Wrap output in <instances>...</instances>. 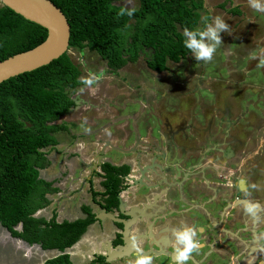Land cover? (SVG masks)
I'll list each match as a JSON object with an SVG mask.
<instances>
[{
  "label": "trees",
  "instance_id": "16d2710c",
  "mask_svg": "<svg viewBox=\"0 0 264 264\" xmlns=\"http://www.w3.org/2000/svg\"><path fill=\"white\" fill-rule=\"evenodd\" d=\"M69 27L68 50L95 53L110 71L134 63L142 51L150 53L145 65L166 71V61L177 63L189 52L183 46V29L197 28L203 0H137L132 17L119 16L120 0H48ZM127 25V27H125ZM46 31L0 5V61L40 44ZM80 70L67 53L47 65L0 83V227L13 238L61 254L43 264H71L64 252L93 223L88 208L84 219L57 223L34 214L49 202L54 191L38 177L46 164L42 150L56 144L55 135L66 131L54 124L73 106L68 92L82 84ZM104 209L116 205L118 175L125 169L102 165ZM92 200L96 196L89 191ZM20 225V231L16 228Z\"/></svg>",
  "mask_w": 264,
  "mask_h": 264
},
{
  "label": "flooded vegetation",
  "instance_id": "af4514ba",
  "mask_svg": "<svg viewBox=\"0 0 264 264\" xmlns=\"http://www.w3.org/2000/svg\"><path fill=\"white\" fill-rule=\"evenodd\" d=\"M225 0H219L214 4L212 7V10L217 13V15L221 16L226 23H228L229 27H231L230 32L227 33V35L221 33V37L223 40L229 38L231 39V34L237 32L238 30V21L240 14L236 15V13L239 11L242 14L245 12L244 6L238 3L234 4V1H230L229 4L224 3ZM235 5V6H233ZM245 7H247L245 5ZM243 9V10H242ZM236 10V11H234ZM206 16L211 21V14H206ZM235 19H238L237 22H234ZM237 26V27H236ZM192 54V53H190ZM137 61V59H136ZM135 61V62H136ZM180 63L178 61L175 64ZM132 64V63H128ZM127 65V63L125 64ZM124 65V66H125ZM106 66V65H105ZM123 66V67H124ZM177 66V65H176ZM107 68V67H106ZM122 68V67H121ZM121 68L110 71L108 68L107 70L109 72H112L111 74L118 73V70ZM145 68L149 71L145 65ZM167 70V67H166ZM154 72V71H151ZM164 72V71H163ZM156 74H160L157 72H154ZM199 75L196 76V78L193 80V82H196V87L198 84L200 85V76L203 74V71L199 67ZM115 76V75H114ZM120 75H118L117 78H119ZM242 77V75H241ZM122 80V83H126V80ZM236 82V81H234ZM123 83V84H124ZM125 87L122 88L120 92H113L114 98L119 97L117 100L118 103H122V107L118 106V103H114V101H111L109 98V103H105L100 108H91L88 107L89 105H85V107H81L80 104H82L79 96H76V92L73 93V95H70V99L73 101V106L70 107L68 113L66 115L61 116L59 119H62L63 122H67L68 125L74 126L72 130L77 128L79 125H81L83 120H87V127L90 129L89 132H83V133H72V130H69L66 128V131L64 132H58L57 134L64 133L65 136L69 137V146L72 145L73 140L77 138H85V142H83V149L84 150H92L94 161H92L89 164V170L87 172V175L89 178H94L95 176L100 177L102 180L100 182V186L102 188L101 194H99L100 199L92 200V202L96 206V212H94L93 217L98 214L101 210H105V212H108L112 214L115 217H121L118 214V204L119 200L125 204L124 210L126 211L128 207L130 206H139L141 204L140 199H138L139 194H143L144 191L142 187H131L130 182L127 181V178H133L137 179V176L131 177L130 173L135 170L134 166V154H129L126 151L131 150L134 148V145H136V152H139L141 150L137 143L139 144H147L148 147L143 148V150L151 151L153 149H160L167 152V157L169 159V162H171L172 167L176 170H171V172L167 175H164V178L167 180V183L159 186L158 190L156 192H159L161 194L160 200L157 201L159 206L166 207V211L163 212L165 216V222H154L152 224V238L151 240L155 241L157 246H159V249L155 246H149L150 238L145 239L143 242V245L140 246L143 248L145 252H151V255L154 257L153 264H171V253L173 251V236L172 232L174 229H177L173 227L172 224H176L179 227L184 225V222H189L192 219L195 220V218H201L203 220V223L198 227V238L201 240V242L204 244V247L200 251V255L194 254V260L196 262H200V260L204 259V262L202 264H218L215 260V258H221L223 261L222 264H264V251H261V248H264V240L258 241V234L264 233V174L263 176L257 174L258 171H256V168L254 166H251V162H253V159H250L248 157V161L246 158H243L239 161L237 168L241 172L237 178L234 181H230L224 176H230L232 177V174L226 173L227 171L223 169H219L216 165L218 162H221V158H216L214 155L215 153L222 157V155H228L230 152L229 150L232 149L234 146H239L240 150L249 142L248 138H244V140H240L241 138H233L230 133V128L235 127L236 125L229 124L227 112L226 110H222V118L223 120H220L217 118L215 120V129L222 132V136L216 137L218 140L213 143L209 142L211 141L210 135L205 136L206 146L203 145L197 149V143L199 142V137L197 134V131L194 126H190V124L186 127L188 134H185L180 131V129L176 128L177 124H173L172 121H175V116L178 113L179 109L177 108V102H175V105H172L169 107H164L163 110L154 111V108H150L147 113L143 116H141L140 113V103L141 100L137 101V105L139 106L138 110L135 109L132 112L128 114H120L119 109H124L125 106L128 104L133 105L135 103L132 99L133 96V90H135V87L132 85V89H130L128 84L124 85ZM86 88V87H85ZM88 89V88H86ZM130 89V90H129ZM114 91V90H113ZM104 98V97H103ZM113 98V97H112ZM116 107L115 108V114H111L110 110L105 109L106 107ZM105 107V108H104ZM98 109L101 111L105 109L104 115H100L98 113ZM91 111L93 110V114L85 116H81L83 113L81 111ZM254 110V109H252ZM107 112V113H106ZM262 112V111H261ZM259 112V113H261ZM255 113L254 111L249 112L247 115L243 116L246 121V123L250 122V115ZM264 116V112L262 113ZM74 116V117H72ZM88 116V117H87ZM174 117V119H173ZM242 117L241 113H238L236 118ZM58 119V120H59ZM61 121V123H62ZM102 121V122H101ZM140 122L141 129L143 130V136L138 135V126L137 122ZM191 122V119H190ZM60 123V124H61ZM252 123V122H251ZM251 123H248L250 125ZM181 125L184 123H180ZM64 125V124H62ZM212 125V124H211ZM65 126V125H64ZM94 126V127H92ZM152 127H156V133L158 138H155L152 136ZM112 129V130H110ZM140 129V128H139ZM240 131L244 130L243 127L238 128ZM109 130L110 132H114L115 136L118 137V140L121 141H130V144L126 148H121L118 145L112 144V141H105L104 138H102V133ZM249 131V130H248ZM249 133H252L249 131ZM127 134H130V140L128 139L129 136ZM140 134V133H139ZM245 133H242L244 135ZM101 135V138L99 136ZM188 135V136H187ZM128 137V138H127ZM66 138H64L65 140ZM101 139V140H100ZM64 140L62 142H57V139H55L56 144L52 147H47L49 149L53 147L56 148V154L51 153L50 155L45 153V150L47 148H44L42 152L44 153V158L46 161V164L44 167L40 170H43L46 168V166H51L50 169L55 168V175L56 180L55 182H46L49 183V187L52 190L58 189L60 185L58 183L63 179L66 174H68L70 171L73 170L72 162L76 161L77 164L80 163V167H84V164L82 165V162L79 160V153L78 149L80 148L79 143H75L73 147L66 148L64 146ZM177 140V141H174ZM193 141L195 146H191L193 148L192 153L193 157H191L190 163H192L191 167H193V173H190L186 171L187 169L184 168L183 165H185L184 161V153L185 148L182 146L183 143L189 144L190 141ZM64 141V142H63ZM174 141V142H173ZM179 143L180 145L177 146L176 143ZM100 145V147L97 148V146ZM138 147V148H137ZM190 147V146H188ZM195 147V148H194ZM102 149V150H101ZM106 150H117L119 151V154L125 156L126 159H122L123 164H121L118 167L112 166L106 161H104V156H107L105 154ZM190 149V148H188ZM171 156L170 157V152ZM206 151V152H205ZM210 155L211 161L204 164V162L200 161L202 157H208L205 154ZM128 153V154H126ZM101 154V159L99 162V166L97 168H93L92 165L97 162L98 155ZM169 154V155H168ZM214 154V155H212ZM127 156V157H126ZM152 155H148L150 158ZM147 157V156H146ZM124 158V157H123ZM252 160V161H251ZM120 162V161H119ZM224 166H228V162H223ZM108 164L109 166L115 167V168H123L125 169V173L118 175L119 184H118V192L116 193V205L114 207H111L109 209H104L102 206H104L108 200V195L104 193V187L102 186V182L104 181V173L102 172V165ZM127 165H130V168L127 167ZM142 165V164H141ZM240 166V167H239ZM184 168V170H183ZM246 174V175H244ZM249 174H257L260 179H258L257 175L255 178L250 179L251 184L256 183V188H251L249 181L245 180L246 176ZM130 176V177H129ZM170 176V178H169ZM258 179V182H257ZM152 180L145 182L146 185L152 184ZM55 183V186H53ZM154 184V183H153ZM186 186V188L189 190V198L186 200V197L183 195L182 188ZM66 192H68L70 189L69 187H64ZM137 189V190H136ZM90 191V187L88 189ZM50 192L49 194H53V192ZM88 191V192H89ZM250 192V196H246L247 192ZM73 192H76V190H73ZM163 193V195H162ZM49 194H46L48 196ZM90 194V193H89ZM183 200V203L179 202L180 200ZM175 202L174 204L167 205L166 202L168 201ZM179 200V201H178ZM246 201H250L253 203H257L259 205L257 209V215L255 217L250 216L248 213L244 210V204ZM178 212V214H177ZM162 214V215H163ZM170 214V215H168ZM193 215V217H191ZM127 220V219H126ZM107 221V235L106 239L103 240L98 244V248H100L101 244L103 242H108L110 244V251L115 247L122 243V226L120 224H116L114 222H111L110 220L104 219L102 221H98L94 218L93 223L99 224L101 227V231L104 230L102 228V222ZM92 224V223H91ZM189 226V224L187 223ZM137 226V227H136ZM135 227H132L129 236H132L135 234L136 230H144V226L142 225H136ZM176 226V227H177ZM166 235L164 233H159L161 231H167ZM17 231H20L17 230ZM201 231V232H200ZM164 236L166 237V242L162 243ZM230 241V243L228 242ZM230 244V247H232L231 254L228 252V255L232 256H219L223 252L222 246L224 244ZM213 244V245H212ZM28 245V244H27ZM35 244L28 245L30 247H33ZM93 246L92 250H89V252H86L80 263L78 260H76L75 264H104V260L102 256L104 255V251L101 250L98 253H95V248ZM103 249V248H102ZM216 252L218 254L212 255L211 252ZM38 252V251H37ZM50 252V251H48ZM47 252V253H48ZM167 254V256L164 254ZM93 258V259H92ZM7 259V258H6ZM5 259V260H6ZM50 259V258H48ZM46 259V260H48ZM135 259V257H130L129 259H124L120 264H128L130 260ZM44 260V261H46ZM10 263V259L7 260ZM43 261V262H44ZM220 261V260H219ZM4 262V260H3ZM43 262L41 264H43ZM215 262V263H214ZM111 264H118L112 262ZM191 264V261L189 262Z\"/></svg>",
  "mask_w": 264,
  "mask_h": 264
},
{
  "label": "crops",
  "instance_id": "0c3cea01",
  "mask_svg": "<svg viewBox=\"0 0 264 264\" xmlns=\"http://www.w3.org/2000/svg\"><path fill=\"white\" fill-rule=\"evenodd\" d=\"M230 1H232V0H225L224 3L229 4ZM233 1H234V4L239 2L238 4L243 5L244 6L243 8H245V12L242 14L241 12H239V11L237 12L236 10H234L237 12L236 15L240 14L241 16L238 18L239 19V21H238L239 22L238 23V32H235V37H232V38H233V40L236 39V40H239L240 43H242L243 52L246 53L247 56L256 55L258 57L259 53L261 51H264V13H258V12H255L253 9H251L248 6L247 0H233ZM204 5H205V0H203L201 10L206 9ZM245 5L247 7H245ZM211 11L212 10L209 11V8H208V11H205V12H207V14H211ZM215 14L217 15V13H215ZM238 19H235L234 22H237ZM199 21H200V19H199ZM222 33H224V32H222ZM237 36H239V38ZM240 51H241V49L237 50L235 54L241 56L242 54L240 53ZM229 55L232 56L231 54H229ZM190 56H191V54H188L185 58L188 59ZM252 59H253V57H252ZM257 59H253V61H256ZM168 63H170V61H166V64H165L167 67V70L164 72H161L160 74H156V73L151 72L145 68L146 74L144 76L148 75L146 77H151L150 81L155 82V84H156V82L165 83L163 87L158 88L157 86L150 85L149 81H147L148 79L145 78L143 75H141L142 77H139L138 79H136L134 76L133 77L129 76V77L124 78L126 80V83L123 82L124 83L123 85L128 84V86H130L129 87L130 89H132V85L137 86V87H135V90L132 89V91H133L132 92L133 93L132 99H134L133 101L135 102L133 104H136L137 101H139V99L140 100L142 99L141 103H140V108H139L141 116L145 115L150 108H154V111L155 110L158 111V110H163L164 107L171 106V102H170L171 97L174 96L173 92L171 91V89H172L171 85H176V86L178 85L177 87H179V88H177L178 89L177 94H181V96H175V98H173V100H176L174 102H178V101H181V102L184 101L185 103L188 101L191 102L192 99L194 100L193 95L187 96V95H190L191 93H193V94L196 93V94L200 95L201 93H203L204 90H206V92H208V91L212 92V96L214 97V101H216V104L215 105L213 104L212 106H210L211 108L209 109V111L207 110V106H209V105L207 104L206 106H204V104H203V103L207 102L206 97L203 98L200 96V97H198L197 100L194 101L195 104L191 103L192 106L200 108V114L202 117V121L200 123L195 119L194 115H192V111H190V113L183 112L185 115L183 117L181 116L182 114L179 113L178 115H176V117H175L176 119H175V121H172V123L175 125L177 124L176 128L180 129V131L185 133V134H188L189 132L187 131L186 127H184V126H186V125L188 126L191 123L190 126H194L196 131H197L198 136H200L199 142L196 144L197 149H199V147H201L202 145L204 147L206 146L207 140H205V136L207 135V133L211 137V141H209V142H211L213 144L215 141L218 140L217 139L218 137L222 136V132L215 129L214 123H215V120L217 118H219L220 120H223L221 112H222V110H226V112H227L226 115L228 117L227 122H229V124H231V122H235V123H232L231 125H234V124L236 125L235 127L230 128L231 136H233V138H236V139L241 138L240 140H242V141L244 140V138H248L249 142L247 143L246 147L244 146L242 148V150H240L239 146H234L232 149L229 150L230 153L228 155L225 154V155H222V157L216 153H215V155L212 154L216 158L223 159V160H221V162H218V164L216 166L219 169H223V171L226 170L227 171L226 173H228V175L233 173L232 177L224 176V178L228 179L229 182L231 180L234 181L237 178V176L241 173L239 171V169L237 168L239 161L242 160L243 158H246L248 161V157H250V159H253V162H251L250 165L254 166L256 168V171H258L257 174L263 176V174H264V168H263L264 160L263 161L258 160V159L256 160V156H257L258 151H259V148L256 145V140L251 141L250 137H249L250 136L249 131L243 127V125H248V123H246V121L245 122L242 121V120H245V119H243L244 118L243 116L247 115L250 112L246 109L244 110V109L240 108V104L243 103L242 100L243 101L246 100V99H244L245 97L243 96V94L227 95L225 93V94L220 95L219 91L217 89L210 87V84L212 82H214V80L213 81L209 80L208 82H207V80L203 81V77H204L203 74L200 76V81H201L200 85L198 84L195 87V89H190L191 88L190 85L193 83L192 79L196 78L197 72H198V71H194V70L192 72L184 70V73L181 76L182 78L176 77L174 83H172L171 78H169L170 73L168 74V70H169L168 68H170L171 65L172 66L175 65V67H177L176 66L177 64L171 62L170 66H168ZM125 66H127V65H125ZM239 68L240 67H238V66H230L229 70L233 76L232 78L236 79L235 80L236 82L238 81L241 83L243 80V78H242L243 75H242V77H241V74L239 76V74H238V73H240L238 70ZM172 71L173 70H171L169 72H172ZM131 82H134V84H131ZM176 83H178V84H176ZM224 83H226V82H224ZM123 87H125V86H123ZM242 87L243 88L248 87L250 89L251 87H253V84H248L247 86H244L242 84ZM261 91L263 92L264 90L262 89ZM112 95H114V93ZM188 98H190V99H188ZM262 99L264 101V93L261 94L260 96H258L257 101L254 103V107H252L254 110H256V108H257V106L255 104L258 103V100H262ZM220 101H222V102L220 103ZM105 102L109 103V100H107ZM250 102H252V101H250ZM115 108L116 107L113 108V106H112V107H106L105 109L110 110L111 114H115V112H116ZM246 108H249V102H247ZM105 109L102 111L100 109H98L97 111L100 115H104ZM133 110H135V109H133ZM202 111H203V113H202ZM261 111L262 110H260V112ZM238 113H241L242 117L236 118ZM173 119H174V117H173ZM190 119H191V122H190ZM258 121L261 122L262 120H256V122H255L256 126L254 125V123H251L250 125H253L252 127H254L257 131L260 132L262 127L258 125ZM180 123H184V124L181 125ZM137 126H138V135L141 137L140 131H143V130L141 129L139 121L137 122ZM92 127H94V126H92ZM239 127L240 128L243 127L244 130L240 131L238 129ZM255 129H254V131H255ZM74 130H76L77 132H72V133L80 134V133L84 132L82 130V128L80 127V125L77 128H75ZM110 130H112V129H110ZM242 133H245V134L242 135ZM56 135H55V139L57 138ZM127 135L129 136V138L128 137L127 138L130 140L131 135L130 134H127ZM99 138H101V135L99 136ZM102 138H104L105 141H109V142L112 141V144H114V145L119 144V146L121 148H126L130 144V141L128 142V140L127 141L118 140V137L115 136L114 132H112V131L110 132L109 130L102 133ZM69 140L70 139H68V142L66 140H64L65 141L64 146L66 148H68V146H69L68 145ZM174 141H177V140H174ZM83 142H85V138H77L76 140L75 139L73 140L71 146L73 147V145L75 143H79L80 148L77 151L79 153V160L82 162V165L84 164V167H79V165H77V162L73 161L72 162L73 170L64 176V180L62 179L58 183V185H60L59 188L58 189L56 188V190L53 192V194H49V196L54 195V194L60 195V199H58V202H57L58 206H57L56 210L52 212L55 215V221L57 223H60L62 221L71 222V221H74L77 219H84L86 217V215L82 211V208H88L92 214H94V212H96V206L92 202V198L88 192L89 191L88 189L90 187V191L94 192V194L96 195L95 200L100 199L99 194H101V192H102L100 182L102 179L98 176H95L94 178H89L88 176H86L87 172L89 170V164L92 161H94V156H93V151L91 149L90 150L89 149L88 150L83 149V145H84ZM176 145L179 146L180 144L176 143ZM181 145L184 146L183 148H185V153L183 156V157H185L184 161H183V162H185V165H183V166L185 169H187L186 171L193 173L194 170H193V167H191L192 163H190V160H191V157L194 158L193 153H192L193 149H191L193 147H191V146H195V145H194L193 141H190L189 144L182 142ZM71 146H69V148H71ZM188 146H190V147H188ZM98 147H100V145H98L97 148ZM188 148H190V149H188ZM104 151L106 154L110 150L104 149ZM113 151H116L117 153H119V151H117V150H113ZM171 153H172V151L170 152V157H172ZM205 155L208 157L204 156L200 159V161L203 160L202 162H204V164H206L212 160V159H210L211 157L208 154V152ZM104 157H105L104 161H106L107 163H109L110 165L115 166V167H118L121 164H123L122 159H126L125 156H122L118 161H114L110 157H107V156H104ZM189 158H190V160H189ZM148 159H149L148 156L143 158L141 164L143 165L144 163H147ZM223 162H228L229 163L228 166L227 167L224 166ZM248 164H249V161H248ZM184 168H183V170H184ZM45 171H46L45 169L38 171V177L40 179L44 180L45 182H49V183L50 182L56 183L58 181V180L54 179V178H56V175H55L56 172H53V171L52 172H50V171L45 172ZM257 174H255V175L249 174L246 176L245 180L246 181L248 180L249 181L248 183H250L248 185L251 186V182H253L252 178H255ZM244 175H246V174H244ZM257 177H258V179H260L258 175H257ZM169 178H170V176H169ZM250 179H251V182H250ZM258 179H257V182H258ZM55 183L53 186H55ZM65 186L69 187L70 190L68 192H66V190L64 188ZM73 190H76V192H73ZM182 192H183V195L185 197L187 196L186 200H188L189 193H187V192H189V190L186 188V186H184L182 188ZM46 198H47L49 204L46 207H44L38 211L42 210L43 215H41V217L44 218L45 220H48L50 218V216L52 215V213L48 217L46 214L49 212L50 207L52 206V203L50 202L48 196H46ZM35 217H37V216H35ZM191 217H193V215ZM187 223L189 224V226H193V227L198 226L199 227L203 223V220L200 217L195 218V220L192 219L191 221L189 220V222H184V225H182V226L187 227L188 226ZM172 225H173V227L178 228V226L175 223ZM107 226H108L107 221H104V222H102V228H104V230H102V231H101V227L96 222L92 223L86 227L84 233L80 236L78 241H76V243H74L70 248L66 249V252H67L66 254L69 256V260H70L71 264H75L76 260H78V262L80 263L83 255L86 252H89V250L93 249V246L94 247L98 246V244L100 242H102L103 240L106 239ZM228 242L230 243V241H228ZM229 243L224 244L222 246V248L224 249L223 251H226V252L228 251L231 254L232 247H230ZM47 252H46V254H47ZM40 256H41V253H40ZM228 256H232V255H228ZM215 260L218 261L217 262L218 264H222L221 262L223 260L221 258L216 257Z\"/></svg>",
  "mask_w": 264,
  "mask_h": 264
},
{
  "label": "rangeland",
  "instance_id": "374dc122",
  "mask_svg": "<svg viewBox=\"0 0 264 264\" xmlns=\"http://www.w3.org/2000/svg\"><path fill=\"white\" fill-rule=\"evenodd\" d=\"M219 0H205V10H201L199 12V19L200 21L198 22L197 28H203L204 27V18L207 17L206 14L209 8V11L212 10L211 8L214 6V4L216 2H218ZM117 5H123L125 6L127 4V0H120L119 2L116 3ZM128 7H137V0H131V4L130 5H126ZM216 12H214L213 10L211 11V17H215L217 16L215 14ZM201 15V16H200ZM201 17V18H200ZM210 22V19H209ZM230 25V24H229ZM231 30V27H229ZM238 32V30H237ZM228 32H224L222 34L227 35ZM242 34V33H241ZM242 36V35H241ZM240 36V37H241ZM232 37H235V33L231 34V39L227 38L225 40L222 39V44L217 48V51L214 54L213 60L209 63H204L203 61H196L194 57H192L193 55L191 54V56L187 59L184 58L183 60H179L180 63L177 64V67H175V65H171V62L168 63V66H170V68H168V74L170 75L169 78H171L172 83H174L175 78H182L181 76L184 73V70H187L189 72L194 71H198L197 75H199V67L201 68V70L203 71V81L207 82L213 81L210 84V87L217 89L219 91V94H227V95H234V94H243V96L245 97L244 99L246 100H242V104H240V108L242 109H246L248 111H254L255 113H253L252 115H250V122L248 123H254V125L256 124V120H262L261 122L258 121V125L262 127V129L259 131H257L254 127H252L253 125H243V127L249 131L252 132L249 133L250 134V140H256V145L259 148L258 154L256 156V160H264V116H263V112H264V101L262 100H258V103H256L255 105L257 106L256 110H252L254 107V103L257 101L258 96H260L261 94L264 93V91L262 92L261 90H264V67H259V59H257L256 61H253L252 57L254 56H247L246 53L243 52V48H242V43L239 42V40H233ZM239 38V36H237ZM241 49L240 53L242 54L241 56L236 55V51ZM239 52V51H238ZM71 60L73 61L74 64L77 65L78 69L80 70V77L82 76H86L87 73L89 71L92 72H99L101 70L104 71L105 75L103 77V79L96 85H93L92 88H88L86 89L84 85H80L78 87H76L74 89V92H76V96H79L82 104L81 107H85V105H89L88 107L91 108H100L102 105H104V102L107 101V98H110L111 101H114V103H116L119 97L114 98V95H112V92H120L122 90V87L124 86L122 83V80L119 79H123L125 77H129V76H134L136 79H138L139 77H142L141 75H145L146 74V69H145V59L148 56V54L150 53L149 51L145 50L142 51L141 53H139V56L137 58V61L132 63V64H127V66L122 67L120 70H118V73H114L111 74L112 72H109L105 66V62H103L102 60H100V58L92 52H88L86 49H83L81 51H75V50H68L66 52ZM229 54H231L232 56H230ZM230 66H238L240 67L238 70L241 75H243V80L242 82H234L236 79H233L232 74L230 73ZM145 69V70H144ZM173 70L172 72H169ZM115 75V76H114ZM118 75H120L119 78ZM148 76V75H146ZM150 83V85L152 86H157L158 88L163 87L165 83L163 82H152L150 81L151 77H146ZM78 78V80H79ZM184 79V78H183ZM194 80V79H192ZM193 82V81H192ZM224 82H228L227 84ZM131 84H134V82H131ZM178 84V83H176ZM191 84V83H190ZM195 84L196 82H193L190 85V89H195ZM242 84L244 86H247L248 84H253V87H251L250 89L248 87H242ZM178 86V85H177ZM176 85H171L172 89L171 91L173 92V95L171 97V104L175 105L176 100H173V98H175V96H181V94H177L178 93V89L179 87H177ZM238 86V87H237ZM258 86V87H257ZM262 88V89H261ZM81 89H83V91H81ZM115 90V91H113ZM228 91V92H227ZM74 92H68L69 95H73ZM112 93V94H111ZM229 93V94H228ZM194 97V100L192 99V101H188V102H181L178 101L177 105H178V113L176 115H178L179 113L182 114L181 116H185L183 112L185 113H190V111H192V115H194L195 119L200 123L202 121V117L200 114V108L199 107H194L191 105L195 104V100L198 99V97H206L207 102L203 103L204 106H206L207 104L209 106H207V110L209 111V109L211 108L210 106H212L213 104H216V101H214V97L212 96V92H206V90L203 91V93H201L200 95L196 94V93H191L190 95L187 96H192ZM104 97V98H103ZM113 97V98H112ZM169 99V98H168ZM190 99V98H188ZM252 101V102H250ZM222 101H220L221 103ZM247 102H249V108L247 107ZM86 103V104H85ZM107 104V102H105ZM118 103V102H117ZM119 107H122V103H118ZM190 106V107H189ZM139 106L137 104H128L127 106L124 107V109H119V113L120 114H128L130 112L133 111V109H137L138 110ZM170 108V106H169ZM206 108V107H205ZM260 110H262L261 113ZM195 111V112H194ZM207 111V112H208ZM70 112V111H69ZM83 114L81 116H85L86 114L91 115L93 114V110L91 111H81ZM194 112V113H193ZM203 113V111H202ZM74 117V116H72ZM88 117V116H87ZM176 117V116H175ZM176 119V118H175ZM62 121V119L57 120L56 122H54V124H60ZM243 122H245V120H242ZM102 122V121H101ZM61 124H64L67 129L70 128V130H72V128L74 126H70L67 124V122H63ZM256 126V125H255ZM255 129V131H254ZM72 132H77L76 130H73ZM141 132V136H143V131ZM57 136V142H62V140H64V138H66L65 140L68 142V139L70 136H65L64 133H59L56 135ZM152 136L155 138H158L157 133H156V127H152ZM64 142V141H63ZM56 148L57 147H53L51 149L47 148L45 150V153L47 154H51V153H55L56 154ZM108 155V157H110L112 160L114 161H118L123 155L117 153L116 151L110 150L109 152L106 153ZM77 165H79V167L81 166L80 163H78ZM51 166H46L45 168V172H55V168L50 169ZM264 168V166H263ZM80 169V168H79ZM78 169V170H79ZM41 174V173H40ZM42 178V177H41ZM48 198L50 200V202L52 203V206L50 207L49 212L46 214L47 217L50 216V214L56 210L57 206H58V199H60V195L58 194H54L49 196ZM41 215H43L42 210L41 211H37L34 216L37 217H41ZM6 234L4 233V230L1 229L0 227V264H41L45 259L51 258L53 256H55V252L54 251H50L47 254L45 253H41V252H37V249H34L32 247L29 248H25L22 247L21 244L17 245L16 243H13L9 238H6ZM21 246V247H19ZM45 252V251H44ZM41 253V256H40ZM43 254V255H42ZM7 258V259H6ZM6 259V260H5ZM8 259H10V263L7 261ZM4 260V262H3Z\"/></svg>",
  "mask_w": 264,
  "mask_h": 264
},
{
  "label": "water",
  "instance_id": "95a60500",
  "mask_svg": "<svg viewBox=\"0 0 264 264\" xmlns=\"http://www.w3.org/2000/svg\"><path fill=\"white\" fill-rule=\"evenodd\" d=\"M0 5L7 7L15 14L21 16L23 19L40 26L46 31L45 39L34 48L12 55L0 61V83L19 74L30 72L39 67L47 65L52 60L57 59L59 56L68 51V24L60 10L57 9L50 1L0 0ZM137 145L141 149L139 150V152H136L138 151L136 150V145H134V148L126 152H128L129 154H134L133 160L135 170L131 172L130 175L131 177L138 175V178L136 180L133 178H127L126 180L131 183V187H142L144 193L139 194L138 196L141 204H139V206H130L125 211V204L119 200L117 210L118 214L121 217H115L112 214L105 212V210H101L94 216V218L98 221L107 219L122 226V243L120 245L115 246L110 251V244L105 241L101 244L100 248H95V253H98L101 250L105 252L102 256L104 264H111L114 261L115 263L120 264L124 259L135 257V250L132 247L133 241L138 242L142 246L144 240L150 238L149 246H155L159 249V246H157L156 242L151 240L152 234L150 233L152 230V224L154 222H165L166 215H164L163 212L166 211V207L165 205L159 206V204L157 203V201L160 200L161 194L156 191L158 190L159 186L167 183L164 175H167L171 172V170L176 169L172 167V164L171 162H169V159L167 157V152H165L164 150L156 148L151 151H147L143 150V148L148 147L147 144L137 143ZM148 155L152 156L147 160V163L141 165L143 158ZM100 159L101 154L98 155L97 162L92 165L93 168H97V166H99ZM127 167L130 168V165H127ZM150 180L153 181L152 184L146 185L145 182ZM179 200V202L183 203V200ZM166 203L167 205H169L174 204L175 202H171L169 200ZM137 224L144 226V230L137 229L135 234L129 236L132 227H135ZM19 229L20 225H18L16 230ZM165 232L168 233V230L158 232V234L164 233L166 235ZM4 233L7 234L6 236L13 243L18 242L23 245H21L22 247H28V245L23 241L10 237L9 233L6 230H4ZM166 237L167 236L160 238L163 239L162 243L166 242ZM32 248L37 249V251L42 253V250L38 245H34ZM62 253L66 254L67 252L65 250ZM146 253L151 255V252ZM211 253L215 256H217L216 254H218L216 252L214 253L213 251ZM59 254L61 253L55 251V256ZM165 255L167 256L166 253L164 254V256ZM198 255H200V253ZM206 256L204 257L206 258ZM219 256L226 257L228 256V252L223 251ZM205 258L200 260V262H197V264H202Z\"/></svg>",
  "mask_w": 264,
  "mask_h": 264
},
{
  "label": "clouds",
  "instance_id": "9594fccd",
  "mask_svg": "<svg viewBox=\"0 0 264 264\" xmlns=\"http://www.w3.org/2000/svg\"><path fill=\"white\" fill-rule=\"evenodd\" d=\"M248 6L255 12L264 13V0H247ZM131 0H127L126 5H130ZM122 6L118 15L132 17L135 12V7ZM235 6V5H233ZM127 27V25L125 26ZM230 32L228 23L217 15L211 18H204V27L189 29L185 27L183 29V46L192 53L196 61H203L209 63L213 60L214 54L217 48L223 43L221 33ZM259 59V67H264V51L259 53V56H253V59ZM105 73L103 70L99 72L89 71L86 76L79 78V83L84 85L86 88H92L93 85L98 84L104 77ZM83 91V89H81ZM87 120H83L80 127L84 132H89L90 129L86 126ZM257 184L252 183L251 188H256ZM250 192L246 193V196H250ZM259 205L250 201H246L244 204V210L250 216L255 217L257 215V209ZM3 229V228H2ZM173 236V251L171 253V264H197L194 260V254H199L204 244L198 238V229L193 226H181L174 229L172 232ZM11 237V236H10ZM13 238V237H12ZM264 240V233L258 234V241ZM30 247V246H28ZM132 247L135 250V259L130 260L128 264H153L154 257L146 253L138 242L133 241ZM264 251V248H261ZM42 250V253H46ZM55 252V251H54Z\"/></svg>",
  "mask_w": 264,
  "mask_h": 264
},
{
  "label": "bare ground",
  "instance_id": "6f19581e",
  "mask_svg": "<svg viewBox=\"0 0 264 264\" xmlns=\"http://www.w3.org/2000/svg\"><path fill=\"white\" fill-rule=\"evenodd\" d=\"M7 235V234H6ZM8 238V237H7ZM17 245H19L20 243H18V242H15ZM22 245V244H21ZM23 246V245H22ZM25 248H28V247H26V246H24Z\"/></svg>",
  "mask_w": 264,
  "mask_h": 264
}]
</instances>
